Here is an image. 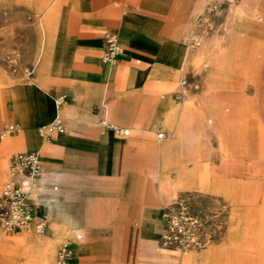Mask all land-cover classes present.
I'll return each instance as SVG.
<instances>
[{
  "label": "crops",
  "instance_id": "crops-1",
  "mask_svg": "<svg viewBox=\"0 0 264 264\" xmlns=\"http://www.w3.org/2000/svg\"><path fill=\"white\" fill-rule=\"evenodd\" d=\"M142 2L140 8L125 10L113 0L34 1L38 71L19 79L16 105L4 85L18 80L0 69V149L40 153L43 172L29 189L34 214L46 225L40 233L0 236L5 256L8 248L21 246L29 264H60L58 244L69 241L73 254L68 264H77L95 249L89 246L92 239L109 242L119 236V256L127 258L131 249L138 255L142 243L154 242L162 232L165 199L155 179L156 150L175 142L157 143L154 133L160 138L161 130L186 116L180 103L162 91L170 90L180 74L165 65L164 52L157 54L151 39H177L174 34L180 37L184 28L160 25L153 12L143 9L151 0ZM108 33H115L122 47L112 64L105 59ZM57 118L64 131L43 138L39 129ZM177 135L186 138L188 132ZM5 165L0 162V181ZM133 235L135 244L129 248ZM159 255L185 264L193 253Z\"/></svg>",
  "mask_w": 264,
  "mask_h": 264
},
{
  "label": "rangeland",
  "instance_id": "rangeland-1",
  "mask_svg": "<svg viewBox=\"0 0 264 264\" xmlns=\"http://www.w3.org/2000/svg\"><path fill=\"white\" fill-rule=\"evenodd\" d=\"M34 1L0 0V69L18 80L4 85L16 105L19 79L38 71ZM113 2L125 10L143 5L142 0ZM143 9L160 25L184 28L180 37L174 34L177 39H151L157 54L164 52L165 65L180 74L162 91L186 116L161 130L164 137L154 133L157 143L175 142L156 150L155 179L165 199L161 230L164 212L183 203L198 219L199 243L184 249L164 245L161 232L126 258L119 256V236L109 242L92 239L89 246L95 249L77 264H173L160 258L164 251L193 253L185 264H264V0H151ZM23 101L31 112L30 100ZM179 130L188 136H178ZM19 150L0 149V162H6L0 187L7 180L9 155ZM42 220L35 217L29 229L0 231V236L40 233ZM134 240L133 235L129 248ZM0 261L29 264L21 246L8 248L6 256L0 252Z\"/></svg>",
  "mask_w": 264,
  "mask_h": 264
},
{
  "label": "built area",
  "instance_id": "built-area-1",
  "mask_svg": "<svg viewBox=\"0 0 264 264\" xmlns=\"http://www.w3.org/2000/svg\"><path fill=\"white\" fill-rule=\"evenodd\" d=\"M107 51L105 59L115 61L122 51L118 36L115 33L106 35ZM117 132L128 134L118 127ZM54 131H64L60 118L39 129L40 135L48 139ZM159 137H164L160 133ZM43 172V162L38 151H21L14 154L8 166L7 180L0 187V231L12 233L18 229H29L35 222L32 206L33 192L29 189L32 180L39 178ZM165 228L161 233L164 245L188 248L199 243L198 219L190 214L183 203L176 209L163 214ZM69 241H64L58 248L57 258L60 263L68 262L72 257Z\"/></svg>",
  "mask_w": 264,
  "mask_h": 264
},
{
  "label": "bare ground",
  "instance_id": "bare-ground-1",
  "mask_svg": "<svg viewBox=\"0 0 264 264\" xmlns=\"http://www.w3.org/2000/svg\"><path fill=\"white\" fill-rule=\"evenodd\" d=\"M118 38H119V37H118ZM107 62H108V64H112L113 61L108 60ZM170 110H171V109H170ZM170 110H169V111H170ZM168 113H169V112H167V114H168ZM172 113H174V112H172ZM172 113H171V114H172ZM169 114H170V113H169ZM170 117H171V116H170ZM172 117H173V116H172ZM173 119H174V118H173ZM121 129H123V128H121ZM123 130H125V129H123ZM125 131H128V130H125ZM128 133H129V132H128ZM159 134H160V133H159ZM159 134H158V136H159ZM162 134H164V133H162ZM34 215H35V214H34ZM35 217H38V216L35 215ZM38 218H39V217H38ZM40 219H41V218H40ZM42 221H43V220H42ZM45 225H46V224H45V222L43 221V222H42V227L40 228V230H41L40 232H42V231L44 230ZM20 236H21V235H20ZM63 242H64V241H63ZM68 262H69V261H68ZM68 262L63 263V264H68ZM59 263H60V262H59Z\"/></svg>",
  "mask_w": 264,
  "mask_h": 264
}]
</instances>
